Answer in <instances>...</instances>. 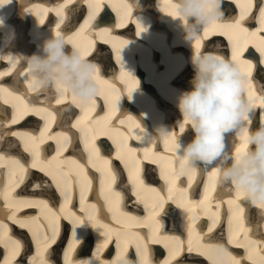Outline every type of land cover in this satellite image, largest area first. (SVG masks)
I'll use <instances>...</instances> for the list:
<instances>
[{
  "label": "bare ground",
  "instance_id": "1",
  "mask_svg": "<svg viewBox=\"0 0 264 264\" xmlns=\"http://www.w3.org/2000/svg\"><path fill=\"white\" fill-rule=\"evenodd\" d=\"M65 2L66 0H11L10 4L0 9V19L5 24V27L0 29V55L7 56L12 54L14 57H10L11 60H19L22 58L17 57H31L34 53H37L38 45L42 46L46 39L56 33V24L59 18L55 17L54 15L56 14L52 12ZM80 2L82 0H76V3L69 5L68 9H65L68 19L64 24L60 25L59 31L61 33H70L71 36H74L84 26L88 8L86 3ZM123 2L124 0H101L102 8L94 27L85 28L84 32L79 37H76V43L79 48L89 49L87 59L91 58V56L96 57L94 62L99 68L100 81L105 82L99 83L100 94L98 96L100 100L95 98V107L90 111L87 120L84 121L85 124L91 125L94 129L95 143L97 147L103 146V155L99 154L100 159L96 161L95 167L88 163V152L85 150L83 141L79 139L80 133L77 129L71 127L82 113L77 116L79 108L75 105V108H73L69 104L71 97H68L63 104L55 106L57 123L52 126L51 132L55 133L61 130V128L65 131H70L74 137L73 144L52 163L53 165L61 164L73 176L78 171V164L86 165L84 171L92 181L91 191L88 193L84 203V209L87 211L89 204L96 202L97 198L101 173L96 169L97 167H104V161L108 160L109 166L117 177L113 190L121 193L122 196L119 205L121 212L149 222L147 221L149 209L146 205L150 206L154 203L158 193L163 196L168 195V184L161 178L162 166L167 168L169 161H171L172 165L176 167V160L173 158L175 154L169 151L170 145L166 146L163 141L148 145L158 136V130L176 133L178 139L183 144L191 142L194 136L193 131L188 126H184L185 131L183 133L179 132L177 122L182 117L177 108V103L180 94L183 91L191 89L190 81L194 75L191 60L195 45L192 48L191 43L186 41L185 32L180 22L168 16V12L172 11L170 5L175 0H169L168 5L165 4V0H160V10L158 8V0H126L132 7V21H129L125 27H120L119 24L123 14L121 4ZM241 2L242 0H222V9H224L225 5L228 6L227 10H225V18L231 17L232 15L228 17L226 15L228 12L234 13L235 9H238L239 14L240 9L237 5ZM27 8L30 9L29 12ZM72 9H78V11L72 12ZM257 15L258 11L254 9L251 17L246 21V26L250 29L259 27L258 24H255L256 21L252 19V17H256ZM48 16L50 17L47 19ZM115 16L118 18L117 22H115ZM41 18L44 19L43 24L39 23ZM137 23L144 28L143 32L138 31ZM104 27L111 30L110 34L102 35L100 33L98 28ZM134 28L137 29L139 38H142V40L137 37L133 38L131 35L130 37L127 35L123 39L119 34H116V30L118 29L127 31L129 29L134 30ZM216 35H208L209 41H205L207 38H202L201 49L203 51H216L224 57L231 59L228 51L229 54L232 53V43L236 37L232 36L227 47H225L223 39ZM226 36L229 37V35ZM113 37H119L120 40L128 41L127 47L121 51V61L117 59L116 48L113 47V44L119 47V42L114 40ZM110 46L114 50V55L111 51L112 49L109 48ZM227 48L228 50L226 51ZM105 52L111 53L109 54L111 59L110 66L103 56ZM245 52L246 56L250 54L255 58L253 63L256 65V69L253 72L252 79L256 90L260 93L257 84H260V86L264 85V79H259L257 73L264 65L258 63L260 55L251 44H249ZM101 67H104L102 72H100ZM21 68H23V65H20L15 70H11V64L8 60L0 59V73H10L0 77V85H10L11 82V85L16 84L21 90L26 88V84L23 83V77L20 75ZM24 71L26 72L27 70L24 69ZM124 71L128 72L139 82L138 88L133 86V81L124 75ZM104 73L108 74V77H105ZM129 88H133L130 97L128 95ZM116 96H119L118 104H116ZM102 99H104L105 105ZM27 100L30 103L40 102V98L31 92L28 93ZM113 104L116 105L115 111L112 109ZM0 107L8 114L9 111L10 113L12 112L11 105L4 104L2 99H0ZM69 108L70 111H65V109ZM256 112L261 115L264 113V109L259 106L255 107L253 122ZM129 116L140 127H136L132 121L128 120ZM121 120L124 122L121 123ZM254 125L256 129L260 127L258 120ZM42 126L43 121L39 117L29 115L28 120L21 126L16 124L12 125L11 128L37 133L42 129ZM142 129L144 130L143 132ZM186 135L187 137L184 138ZM140 136L143 137V144L139 143ZM228 137L231 138L227 144L229 151H233L234 147L242 143L235 140L231 134ZM122 140L127 145V148L137 149V151L130 153L127 151V148L123 151L119 150L117 145ZM54 147L55 141L49 140L42 144L40 146L41 157L50 158L54 156ZM145 147L149 150L148 158H145ZM22 156L25 161L30 160V156L27 153H22ZM204 168H208V170ZM134 169H139L140 176L144 180V188L140 190L139 196L133 195ZM214 169L215 165L200 166V171L196 174L192 188L188 190L189 199L192 200L193 204H197L204 199L206 187L211 186L209 177L211 171ZM151 173L156 177L155 179L151 178ZM16 179L17 177H12L9 180L7 168H0V186L4 184L11 185L16 182ZM186 180L187 177H180L176 182L177 186L184 185ZM37 184L40 187H36L35 185ZM215 188V192L211 193L208 201L193 209L194 214L198 216L196 220V233L199 235L194 234L191 237L189 236L188 214L177 208L171 201L165 205V211L158 217L163 227L155 237L150 234L147 227L136 226L127 229L129 232L139 233L143 241L147 243L150 264H180L178 260L183 258L184 253L194 264H212L206 255L201 254L202 251H206L205 248L199 249V246L205 245L206 238H210L211 235L213 238H217L224 229L221 228L224 223L226 224V232H222V241L227 240L228 244L233 245L234 253L231 254L239 260V264H253V260H259L260 256L264 255L258 247L257 251L252 254L253 259H248L249 253L246 248L238 246L239 244L246 243V241H244L245 234L243 231L239 234L235 232V222L233 221L231 226L229 224L230 212L228 201L235 198V193L226 191L218 182H216ZM151 189H155L156 191H152ZM12 195L15 197L46 199L49 201L50 206L56 209L63 205V199L56 192L54 186H52L50 177L45 176L38 169L29 168L27 176L16 187ZM175 195L177 193L173 192V196ZM222 198H226V200L220 202L219 199ZM240 202L245 206L247 220L249 208H251V213L253 214L257 209L247 204L243 198ZM100 203H103L102 199ZM68 207L76 211L77 214L83 215L80 212L78 195H74L73 201ZM206 208L207 213H205ZM35 212L36 214H34ZM212 213L217 214L214 225ZM29 215L40 216V210L38 208H22L17 213L18 217ZM226 216L228 217V223L225 222ZM101 218L113 231L112 240L109 242L107 248L103 249L100 259L109 261L111 264L112 261H115L120 251L116 248L115 230L126 225L128 220L127 217L120 215V213H117L116 217L113 218L112 213L107 212L106 209L101 212ZM167 219L171 226L166 224L165 220ZM41 220H43V217H41ZM10 221H4L10 229V235L20 240L24 245L21 254L14 261H11L10 264H26L29 258L35 255V242L27 229H22L18 225H14L16 226L14 228ZM245 223L247 226V221ZM209 226H212L211 231H208ZM71 228L72 225L67 220L60 221V235L56 244L52 245L49 249V259L52 258V264H55L54 261L57 259L60 262L57 264H64L63 254L67 251L72 241ZM168 228H172L171 235L163 232H167ZM12 231L18 233L21 238H16L15 235H12ZM146 232L150 234L149 239H147ZM62 234L65 241L60 243V239L62 238L60 236ZM77 234L82 243L79 244L73 253V260H95V250L103 243L104 236L92 228L77 229ZM261 234H264V231H261L259 228L248 233L251 239H260ZM170 237H176V239H171ZM190 243L191 251L188 250ZM0 248L2 253L0 256L1 260V257L3 255L7 256L8 253L2 244H0ZM178 248L179 254H176ZM132 256L136 257L137 264H139L140 256L136 253V242L134 239L128 245L126 258L131 261ZM162 256H166L163 262L160 259Z\"/></svg>",
  "mask_w": 264,
  "mask_h": 264
},
{
  "label": "snow or ice",
  "instance_id": "2",
  "mask_svg": "<svg viewBox=\"0 0 264 264\" xmlns=\"http://www.w3.org/2000/svg\"><path fill=\"white\" fill-rule=\"evenodd\" d=\"M10 3L11 0H0V5ZM74 3H76V0H66L65 3L60 4L54 10L56 16L59 18V21L56 24L57 36L61 34L59 31L60 25L64 24L65 20L68 19L65 9H68L69 5ZM82 3L87 4V19L84 21V26L81 27L74 36H70L69 38L70 42L75 44L78 48L79 46L76 43V37H79L81 33L84 32L85 28L94 27L102 8L101 0H82ZM165 4L168 5L169 0H165ZM237 6L240 9L239 14L225 18V10H227L228 6L225 5L224 9H222L221 4V13L223 16L222 22L214 24L211 28L206 29L202 38H207L208 35L215 33L229 35L230 40L232 36L236 37L235 41L232 43L231 60L239 65L241 73L247 79V98L251 105L254 108L259 106L264 109V85L260 86V93L257 95V90L252 79L256 65L253 63L252 59L244 58L243 56L244 52L247 51L249 44H251L255 51L260 55L258 63L264 65V0H259L258 8L256 0H242V2L238 3ZM170 7L173 8V4H171ZM121 8L123 9V14L121 16L119 26L125 27L129 21H132V7L126 2V0H124L121 4ZM254 9H257L258 15L256 17H252V19L258 23L259 27L250 29L246 26V21L249 17H251ZM29 10L30 9L27 8L28 12ZM71 11L75 12L78 11V9H72ZM168 15H175V13L173 11H169ZM39 23L43 24L44 19L41 18ZM136 26L139 32L144 31V28L141 27L139 23H137ZM98 29L102 35H107L111 32V30L106 27ZM202 38L196 41L195 47L197 51L202 47ZM113 39L119 42V47H116V44H113V47L116 48L117 59L121 61V50L128 44V41L120 40L119 37H113ZM79 49L84 55L87 56L89 54V49ZM8 60L11 62V58H8ZM15 69L16 64L13 63L11 65V70ZM8 74L10 73L2 72L0 73V77ZM124 75L133 81V86L135 88L138 87L139 82L137 80L132 78L126 71H124ZM257 75L259 79H264V67L260 69ZM97 80L99 83H105L100 81L99 68H97ZM132 91L133 88H129V97L131 96ZM30 92L31 84L26 85V88H23V90L18 88L16 84L0 85V99L3 100L4 104H10L12 108L11 114H8L2 107H0V168H7L9 180H11L12 177H17L15 183L0 186V201H2V203H0V244L4 246L8 253L4 264H10L11 261H14L16 257L21 254V250L24 247L20 240L15 239L10 235V229L8 225L4 223L5 220H11L20 228L27 229L28 232L31 233L32 239L35 242L36 250L35 255L29 258L28 264H52V261L49 259V249L52 245L56 244L60 235L61 220H67L72 225V241L68 246L67 251L63 254L64 264H110L109 261L100 259L103 249L107 248L109 242L112 240L113 231L101 218V212L105 209L107 212L112 213L113 218L116 217L117 213H120V215L127 217L128 220L126 225L115 230L116 248L120 251L115 261H112L111 264H133L132 261L126 258L128 245L133 239L136 242V253L140 256L139 264H150L148 259L149 250L147 243L143 241V238L139 233L129 232L127 229L129 227L136 226L147 227L150 234L155 237L163 227V224L158 217H160L161 213L165 211V205L169 201L175 204L177 208L188 214L187 219L189 221V236L191 237L194 234L199 235L196 233V220L198 216L197 214H194L193 209L208 201L211 193L215 192V185L219 175L216 168L210 173L209 179L211 180V186L206 187L204 199L197 204H193L192 200L189 199L188 190L192 188L196 178V173H189L186 176L187 180L185 184L178 187L176 182L180 177H182V175L177 172V168L172 165L171 161H169L167 168L162 166L161 178L168 184V195L163 196L158 193L155 202L150 206L146 205L149 209V215L147 217V221L149 222H146L139 217L121 212L119 207L122 199L121 193L113 190V185L116 183L117 177L109 166V161L105 160L104 167H97L96 169L101 173L96 202L90 203L89 209L85 211L84 203L88 193L91 191L92 185L91 179L84 171L86 165L78 164V171L75 176H73L70 175L68 170L63 168L61 164L58 163L53 165L52 163L57 157L69 149V147L73 144L74 137L70 131H65L62 128L55 133L51 132L52 126L57 123V113L53 102L50 101L48 105H42L39 101L30 103L27 100V95ZM68 97L69 96L67 95H62L55 100L54 104H63ZM71 100L82 113V115L75 120L71 127L79 131V139L83 141L85 150L88 152V163L95 167L96 161L100 159V149L95 143L94 129L91 125L84 123V121L87 120L90 111H92L95 107V99L89 106L83 108L77 104L74 97H71ZM118 102L119 96H116V104H118ZM112 109L115 111V104L112 105ZM29 115L37 116L41 121H43L42 129L37 133L23 129L18 130L11 128L12 125L20 123ZM127 119L132 121L136 127H140V125L137 124L131 116ZM123 122L124 121L121 120V123ZM184 131V125H181L179 127V132L183 133ZM177 139V134L173 133L170 137H166L163 141L166 146L170 145L169 151L173 152V154H175ZM230 139L231 138L228 136L225 138L227 144ZM49 140L55 141V155L50 158H42L40 146ZM243 140L244 137H241L242 143H240V145L236 148V152H239L241 149L246 147ZM117 147L119 150L123 151L127 148V145L122 140ZM127 151L134 153L137 149L127 148ZM212 151L215 152V149ZM148 152L149 150L145 148V158H148ZM22 153H27L30 156V160L25 161ZM173 158L175 159V155H173ZM29 168L38 169L45 176L50 177L52 186H54L56 192L63 199V205L61 207L58 209L53 208L46 199L15 197L12 195L16 187H18L27 176ZM134 172L135 179L133 181V195L139 196L140 190L144 188V180L140 176L139 169H134ZM35 186L40 187L39 184ZM151 190L156 191L155 189ZM173 192L177 193V195L173 196ZM74 195H78L80 212L83 213V215L77 214L76 211L68 207L71 205ZM101 199L103 200L102 204L100 203ZM241 200V193H235V198L229 199V224L231 226L233 221L235 222V232L237 234L241 231L244 232V241H246V243L239 244L238 246L245 247L249 253L247 258L253 259L252 254L257 251L258 247L260 252L264 253V234H261L260 239H251L248 233L253 232L254 228L258 229L260 227L261 217L264 216V210H258L255 207L257 211L253 214L251 213V208H249V216L247 217L246 226L245 206L240 202ZM22 208H38L40 210V216L29 215L26 217H18L17 213ZM205 213H207V208L205 209ZM41 217H43V220H41ZM216 217L217 214L212 213L213 225ZM88 228L97 230L102 236H104L105 239L95 250V260H73V253L76 251L79 244L82 243V240L77 234V229ZM211 230L212 226H209L208 231ZM170 238L176 239V237ZM205 247L215 249L213 255H209L206 251L201 252V254L206 255L211 260L212 264H239V260L223 245L206 243L203 246H199V249H203ZM188 250H192L191 243ZM176 254H179V248L177 249ZM253 264H264V255L260 256L259 260H253Z\"/></svg>",
  "mask_w": 264,
  "mask_h": 264
},
{
  "label": "clouds",
  "instance_id": "3",
  "mask_svg": "<svg viewBox=\"0 0 264 264\" xmlns=\"http://www.w3.org/2000/svg\"><path fill=\"white\" fill-rule=\"evenodd\" d=\"M221 4L222 0H175L172 8L175 15L168 16L180 22L185 39L193 48L206 29L222 22ZM6 5H0V9ZM159 6L160 0V10ZM4 27L0 19V29ZM70 36V33L59 36L55 33L42 46L38 45V52L31 57L20 56L17 58L22 59L9 62L8 58L14 57L12 54L0 55V59L16 64V68L23 65L20 69L23 83L31 84V93L40 98L42 105L51 101L55 108V100L67 95L83 108L100 94L98 65L70 42ZM191 64L194 73L191 89L178 97L177 108L182 119L177 125L190 127L194 136L187 144L177 139V172L186 177L191 172L197 174L201 165H215L219 185L226 191L241 193L247 204L264 210V113L260 127L253 130L255 108L247 98V79L237 63L216 51L201 48L197 51L195 47ZM172 134L158 130V136L148 146ZM229 134L237 141L244 137L246 147L239 152H236L238 146L229 151L225 141ZM143 142L140 136L139 143ZM259 229L264 231V216ZM205 250L209 255L215 252L214 248L205 247Z\"/></svg>",
  "mask_w": 264,
  "mask_h": 264
},
{
  "label": "rangeland",
  "instance_id": "4",
  "mask_svg": "<svg viewBox=\"0 0 264 264\" xmlns=\"http://www.w3.org/2000/svg\"><path fill=\"white\" fill-rule=\"evenodd\" d=\"M223 41H224V40H223ZM224 42H225V41H224ZM109 54H111V53L105 52L104 55H103L104 58H105V61H108V62H107L108 65L111 64V62H110L111 59H110V55H109ZM107 64H106V65H107ZM109 66H110V65H109ZM150 176H151L152 179H155V178H156L154 175H152V173L150 174ZM1 254H2V253H1V248H0V256H1Z\"/></svg>",
  "mask_w": 264,
  "mask_h": 264
}]
</instances>
